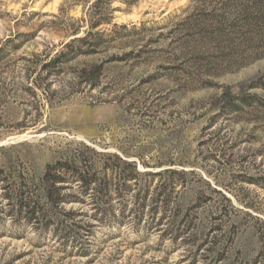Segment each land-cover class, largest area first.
Here are the masks:
<instances>
[{"label":"rangeland","instance_id":"obj_1","mask_svg":"<svg viewBox=\"0 0 264 264\" xmlns=\"http://www.w3.org/2000/svg\"><path fill=\"white\" fill-rule=\"evenodd\" d=\"M85 147L187 185L144 215L147 177L106 214L68 185L47 224L0 198V264H264V0H0V170Z\"/></svg>","mask_w":264,"mask_h":264},{"label":"trees","instance_id":"obj_2","mask_svg":"<svg viewBox=\"0 0 264 264\" xmlns=\"http://www.w3.org/2000/svg\"><path fill=\"white\" fill-rule=\"evenodd\" d=\"M97 158L104 161L101 163ZM112 158L114 162L110 161ZM186 175V172L175 169L142 173L133 162L85 147L83 151H75L72 156L48 164L39 185L28 183L22 175L5 174L4 170H0V198L6 200L8 205L17 207L31 223L45 221L47 224V211L38 201L41 193L45 203L60 207L67 201L60 196V190L73 185L80 195L93 197L96 212L106 214L108 209L102 205L107 204L112 197L122 198L133 193L139 177L143 176L148 178V182L144 189L136 192L134 204L139 206L140 214L144 215L148 208L154 211L167 210L173 202V195L186 187L185 181L179 182ZM223 199L230 202L225 197ZM123 209L126 210L125 206Z\"/></svg>","mask_w":264,"mask_h":264}]
</instances>
